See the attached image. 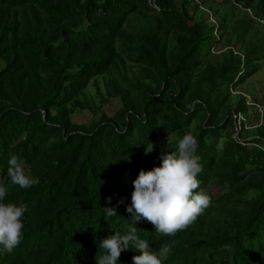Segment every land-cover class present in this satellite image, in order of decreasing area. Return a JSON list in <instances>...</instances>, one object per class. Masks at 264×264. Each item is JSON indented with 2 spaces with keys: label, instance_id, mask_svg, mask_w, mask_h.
<instances>
[{
  "label": "trees",
  "instance_id": "16d2710c",
  "mask_svg": "<svg viewBox=\"0 0 264 264\" xmlns=\"http://www.w3.org/2000/svg\"><path fill=\"white\" fill-rule=\"evenodd\" d=\"M156 3L159 11L146 0H0V181L10 184L12 155L39 179L9 187L5 202L27 211L21 243L0 247V264H96L100 240L130 226L153 252L172 244L164 264H264V115L246 129L256 107L232 95L264 60V34L251 24L264 28L255 19L264 20V0H233L216 23L193 0ZM116 98L113 114L101 109ZM85 109L91 119L75 122ZM186 133L198 141V190L218 188L207 192L211 205L175 236L144 219L132 225L133 180ZM138 254L130 246L117 264Z\"/></svg>",
  "mask_w": 264,
  "mask_h": 264
},
{
  "label": "clouds",
  "instance_id": "9594fccd",
  "mask_svg": "<svg viewBox=\"0 0 264 264\" xmlns=\"http://www.w3.org/2000/svg\"><path fill=\"white\" fill-rule=\"evenodd\" d=\"M197 148L196 136L186 133L176 141L175 151L161 154L159 166L139 171L133 180L131 204L126 207V211L132 215V225L144 219L153 225L158 235L175 236L204 214L211 205V198L205 191L198 190V174L203 169ZM151 151L153 145L145 147V154ZM7 164L10 184L0 181V247L11 253L22 241V218L27 206L5 202L9 187L28 189L38 184L39 179L26 172L25 161L18 155H12ZM104 215L115 217L116 209L105 206ZM130 246L139 250V254L132 257L133 264H164L172 252V244L169 243L153 252L149 243L138 236L137 228L130 226L125 235L117 232L100 240V248L104 251L95 258L96 264H117L121 251Z\"/></svg>",
  "mask_w": 264,
  "mask_h": 264
},
{
  "label": "rangeland",
  "instance_id": "374dc122",
  "mask_svg": "<svg viewBox=\"0 0 264 264\" xmlns=\"http://www.w3.org/2000/svg\"><path fill=\"white\" fill-rule=\"evenodd\" d=\"M205 3L210 6L213 12L217 11V15H214L213 12H211L212 15V22H217L216 19H218V17H220L221 14H223L224 10L230 12L232 10V4L231 3H225L224 5H220L218 6V4H216L215 2H213L212 0H206ZM207 9H209L208 6L204 5ZM236 12H238V9H235ZM234 13V10H233ZM249 13V12H248ZM234 17H240V15L234 14ZM256 19V18H255ZM257 21V19H256ZM259 23H261L260 21H258ZM253 26V31L254 30H258V34L262 35L264 34V28H258L257 24L255 22L251 23ZM218 37H219V32H218ZM218 39V38H216ZM219 41L215 40L214 43L215 45H213V47L211 48L212 52H218L219 51ZM118 45V42H117ZM259 70L254 73L252 76H250L249 78L246 79V81L237 88H233L232 90V95H236V94H242L245 99L247 100V102L249 104H253L255 105L256 108L250 107L248 108V122L245 125L246 129H252L256 126H258V124L261 123V119H262V114L264 115L263 111H264V60L259 62ZM97 86L98 89H100L101 91L104 92V84H103V79L101 77H97ZM94 81H90L89 85L87 86V88L85 89V95L88 98V103L90 105H98L100 104V100H99V96L97 94V86H96ZM253 101V102H252ZM120 102L119 100L113 99L110 103H107L105 105L102 106V110L105 111L106 113H108L109 115L113 114L114 111L119 107ZM258 113V114H257ZM91 112L88 109L82 110V111H77L74 114L73 120L75 122L78 123H84V122H88L91 119ZM242 118L241 114H238V119L236 120L237 123V127L238 128V133L240 130V120ZM236 132V131H235ZM232 132L233 136H236V133ZM246 140H249L246 139ZM158 142L155 141L152 145H153V150L156 147V144ZM249 147H251V144H248ZM151 147V146H150ZM218 188L214 185H209L208 186V190L207 192L213 193L215 194L217 192ZM206 192V193H207Z\"/></svg>",
  "mask_w": 264,
  "mask_h": 264
},
{
  "label": "built area",
  "instance_id": "2783aa9c",
  "mask_svg": "<svg viewBox=\"0 0 264 264\" xmlns=\"http://www.w3.org/2000/svg\"><path fill=\"white\" fill-rule=\"evenodd\" d=\"M146 1H147L148 5H149L152 9H154V10H156V11H159V10H160L158 4L156 3V0H146ZM193 1L196 2L197 4H199V8L202 9V10H204V11H206V12L210 15V19L212 20V14H211L210 10L207 9V8L204 6V4H202V0H193ZM232 1H233V0H232ZM248 11H249V10H248ZM256 19H257V21H260L261 23H264V20H263V19H260V18H256Z\"/></svg>",
  "mask_w": 264,
  "mask_h": 264
},
{
  "label": "water",
  "instance_id": "95a60500",
  "mask_svg": "<svg viewBox=\"0 0 264 264\" xmlns=\"http://www.w3.org/2000/svg\"><path fill=\"white\" fill-rule=\"evenodd\" d=\"M237 131H238V128H236V132H237ZM236 132H235V133H236ZM236 137L239 138V137H238V132L236 133Z\"/></svg>",
  "mask_w": 264,
  "mask_h": 264
}]
</instances>
